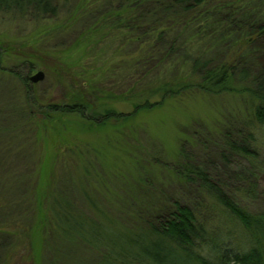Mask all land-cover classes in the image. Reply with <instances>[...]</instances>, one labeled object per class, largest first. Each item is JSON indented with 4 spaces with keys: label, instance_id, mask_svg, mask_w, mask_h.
Returning <instances> with one entry per match:
<instances>
[{
    "label": "trees",
    "instance_id": "1",
    "mask_svg": "<svg viewBox=\"0 0 264 264\" xmlns=\"http://www.w3.org/2000/svg\"><path fill=\"white\" fill-rule=\"evenodd\" d=\"M55 1L0 0V13L17 11L26 14L31 11L41 17L56 16ZM263 7L264 0L79 2L72 14L74 22L84 24L93 20L80 35L81 40L93 41L96 34L116 29L124 36L123 40L147 46L140 57L124 65L126 72L143 64V58H151L152 51L165 53V57L179 51L188 52L185 46L189 40L183 37L192 25L209 32L208 36L218 41L217 45L221 44L220 50L226 47V54L219 62L213 61L214 53L211 54L209 47L198 55L187 54L185 62L190 71L187 79L162 81L157 77L151 89L119 97L120 101L132 104L131 112L111 109L98 112V105L112 96L96 84L98 81L88 80L84 73L73 76L83 82L71 85V90L66 93L67 104L50 108L53 113L76 115L92 127L104 128L112 122H128L141 112L163 106L185 90L196 89L205 94L245 95L250 113L248 127L253 128L255 124L264 127ZM98 13L102 14L95 18ZM176 27L179 31L169 38ZM108 38L103 34L99 42ZM5 51L7 55L11 54L8 48ZM148 61L146 66L152 60ZM26 64L29 68L22 66L20 70L16 68L9 72L20 79L29 94L34 86L30 73L37 66L32 61ZM45 120V128L52 123L55 132L62 134L58 133L60 129L54 119L48 116ZM120 134L122 137L118 139L129 138L126 132ZM219 136L221 163L200 162L185 145L180 148L174 163H165L160 158L149 163L152 168L159 166L161 169L158 170L170 172L184 184L189 193L184 201L166 196L158 204L154 195L141 192L142 183L149 185L152 181L145 174L149 169L145 165L140 166L139 177L135 178L132 171L123 173L124 187L118 189L113 186L118 177L109 175V181H106L107 178L96 176L99 170L90 162L75 170L66 189L53 179L52 174L50 184L42 186L44 190L38 206L40 216L36 222L51 245L47 250L48 263L65 264L67 252L64 251L67 249L72 251V264H264V216L249 212L241 203L244 198H264V194L257 193V183L252 179L257 177L254 164L260 159L256 149L258 140L252 132L241 127H224ZM63 140L68 142L67 137ZM72 152L85 159L79 150L72 148ZM235 158L247 160V165L252 167L245 166L243 173L232 171L230 165ZM135 162L133 160L132 164ZM213 170H216L215 174ZM234 180L247 184L233 188L231 182ZM216 208L227 212L247 234L250 244L245 243L244 248L236 246L228 240L230 236L226 232L213 227L212 214ZM19 232L18 236L24 232L29 236L30 230L24 228Z\"/></svg>",
    "mask_w": 264,
    "mask_h": 264
},
{
    "label": "rangeland",
    "instance_id": "2",
    "mask_svg": "<svg viewBox=\"0 0 264 264\" xmlns=\"http://www.w3.org/2000/svg\"><path fill=\"white\" fill-rule=\"evenodd\" d=\"M79 2L84 0H56V16L41 17L31 11L0 13V264H49L47 250L51 245L36 224L42 186L50 184L53 174L55 181L69 188L72 174L87 162L96 165L99 170L96 176L107 178L106 181L109 175L118 177L113 184L117 189L123 185V173L132 171L135 178L139 177L145 165L149 168L145 174L152 181L149 185L142 183L141 192L154 195L158 204L166 196L184 201L189 195L184 184L170 172L158 170L159 166L152 168L151 162L160 158L165 163H174L185 145L200 162L221 163L219 132L224 127H241L258 140L256 149L260 159L254 164L257 177L251 178L257 183V193L264 194V127L257 124L248 127L250 113L245 95H214L188 89L161 107L141 112L128 122H112L104 128L96 125L93 128L76 115L52 112L51 106L67 104L66 93L73 83L82 84L79 77H73L76 73L98 81L96 84L112 96L98 105V112L103 113L105 109L131 112L132 104L120 101L119 97L151 89L157 77L162 81L187 79L190 76L185 62L187 54L198 55L209 47L211 54L214 53V62L221 61L226 54V47L220 50L221 44L217 45L218 41L208 36L209 32L192 25L183 37L189 40L185 46L188 52L179 51L165 57V53L152 51L148 59L152 61L147 66L149 61L143 58V64L126 72L124 65L140 57L147 46L123 40L124 36L116 29L96 32L93 41L81 40L80 35L93 20L88 24L74 22L72 14ZM92 2L87 0V4ZM261 12L264 14V7ZM173 30L169 38L179 31L177 27ZM103 34L109 38L99 42ZM6 48L11 54L5 53ZM31 61L37 67L30 76L43 71L45 78L34 84L28 94L24 84L9 70L28 67L26 62ZM133 87L138 90L134 91ZM48 116L57 122L61 135L55 132L52 123L44 127ZM120 132H126L129 138L118 139L122 137ZM72 148L79 150L85 159L73 153ZM133 160L136 162L132 164ZM230 166L232 171L243 173L248 165L247 160L235 158ZM231 184L237 188L247 183L234 180ZM241 203L249 212L264 216L263 197L244 198ZM226 213L221 208L215 209L213 227L226 232L232 244L244 248L245 243L250 244L247 234ZM24 228L30 230L29 236L25 232L18 236ZM64 252H67L65 264H72V251L65 249Z\"/></svg>",
    "mask_w": 264,
    "mask_h": 264
},
{
    "label": "water",
    "instance_id": "3",
    "mask_svg": "<svg viewBox=\"0 0 264 264\" xmlns=\"http://www.w3.org/2000/svg\"><path fill=\"white\" fill-rule=\"evenodd\" d=\"M45 78V73L43 71H38L36 74L30 76L32 83L36 84Z\"/></svg>",
    "mask_w": 264,
    "mask_h": 264
}]
</instances>
